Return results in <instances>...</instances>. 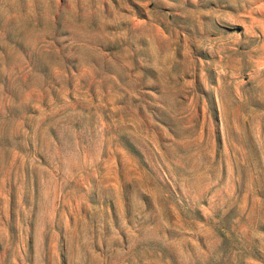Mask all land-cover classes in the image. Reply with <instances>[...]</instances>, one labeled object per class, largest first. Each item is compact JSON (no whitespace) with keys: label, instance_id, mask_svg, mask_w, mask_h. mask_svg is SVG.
Wrapping results in <instances>:
<instances>
[{"label":"rangeland","instance_id":"374dc122","mask_svg":"<svg viewBox=\"0 0 264 264\" xmlns=\"http://www.w3.org/2000/svg\"><path fill=\"white\" fill-rule=\"evenodd\" d=\"M0 264H264V0H0Z\"/></svg>","mask_w":264,"mask_h":264}]
</instances>
